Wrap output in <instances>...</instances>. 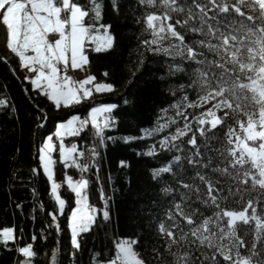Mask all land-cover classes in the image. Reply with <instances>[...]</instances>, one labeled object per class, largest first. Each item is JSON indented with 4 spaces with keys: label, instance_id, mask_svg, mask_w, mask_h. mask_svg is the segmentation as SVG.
<instances>
[{
    "label": "snow or ice",
    "instance_id": "1",
    "mask_svg": "<svg viewBox=\"0 0 264 264\" xmlns=\"http://www.w3.org/2000/svg\"><path fill=\"white\" fill-rule=\"evenodd\" d=\"M0 43V111L21 128L0 155L15 162L28 145L40 225L26 243L23 229L0 228L10 264H83L97 219L130 231L89 264H264V0H0ZM94 55L111 58L99 77L86 71ZM129 117L135 134H109ZM109 143L136 145L143 168L120 189L109 174L97 206L89 189ZM62 235L70 247L41 261L39 242Z\"/></svg>",
    "mask_w": 264,
    "mask_h": 264
},
{
    "label": "trees",
    "instance_id": "2",
    "mask_svg": "<svg viewBox=\"0 0 264 264\" xmlns=\"http://www.w3.org/2000/svg\"><path fill=\"white\" fill-rule=\"evenodd\" d=\"M3 49L2 44L0 43V50ZM111 58L96 56L92 58L91 67L89 71L93 74H96L99 77V74L103 71L104 66L110 63ZM2 70V69H0ZM18 81L14 83L12 93L14 98L19 102L21 111L27 110V105L25 100L21 97V91L18 87L15 86ZM106 102H118L115 96L107 98ZM138 113H133V117L137 116ZM144 120H151L153 118V113L151 111H146L141 117ZM128 122L131 123L129 126L122 127V131L119 133L109 130L110 135H124V134H135L130 133L126 129L134 127L135 121L132 117H129ZM146 126V125H141ZM138 131V129L136 130ZM8 133L9 139L8 143H13L18 141L21 135V128L17 122L13 124L10 115L5 114L3 111H0V139H3V134ZM136 145H130L128 147L123 146L122 144H112L109 143L108 150L105 152L102 150V158L104 161V170L101 174L102 185H96L93 181L90 184L89 195L91 197L90 203L96 204L99 206V193L98 188H107V177L109 174L112 176V188L120 189V178L127 174L135 179L136 175L143 168V162L139 160L138 157L134 155L133 148ZM128 159L132 166V172L126 173L124 171L118 170V162L120 159ZM35 160L29 152L28 145L25 144L24 155L22 159H19L15 162H11L8 157L0 155V228L4 226H14L17 228V235L19 238L20 229H23V242H29L33 232L38 231L40 228L39 224H36L32 220V210L34 205L32 204L33 197L31 196V187L32 183L30 182L31 178V167L34 166ZM19 170L20 174L15 177H11L10 182V173L13 171ZM67 174L73 175L74 178L78 175L75 169L67 170ZM63 170L61 165H57L56 176L58 182L62 183ZM40 191L43 195V201L52 206V202L49 197L45 194L46 192V183L44 179L39 181ZM62 198L67 202L72 200L71 194L67 189L66 185L62 184L60 189ZM117 207V211L120 209L118 201H113ZM14 204H21L23 209L13 207ZM41 218L43 213H40ZM130 229L127 228L123 220L118 224L115 219H113L111 225L102 222L97 219L95 226L91 229L89 234H86L83 237L84 245V255L78 256V260H82L83 264H89L90 253L97 252L101 257L106 253L112 251L114 252V242L118 241L119 237H123L128 234ZM46 245V246H45ZM55 246L58 249L63 251L64 247H70L68 240L62 235L56 239H50L48 242L41 240L37 245L38 250L41 251V256L39 259L44 261L43 253L50 252L51 248ZM139 251V249H138ZM14 254H7L0 252V264H10Z\"/></svg>",
    "mask_w": 264,
    "mask_h": 264
},
{
    "label": "rangeland",
    "instance_id": "3",
    "mask_svg": "<svg viewBox=\"0 0 264 264\" xmlns=\"http://www.w3.org/2000/svg\"><path fill=\"white\" fill-rule=\"evenodd\" d=\"M86 71L90 72L88 68L86 69ZM70 74L73 75L74 78H83V76L85 75L84 72H79V71L71 72ZM144 113H146V111ZM130 124L131 123L127 122L126 124L122 125V127L129 126Z\"/></svg>",
    "mask_w": 264,
    "mask_h": 264
}]
</instances>
